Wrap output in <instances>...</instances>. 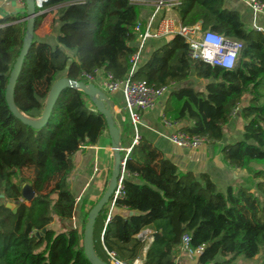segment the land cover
I'll return each mask as SVG.
<instances>
[{
	"label": "trees",
	"instance_id": "trees-1",
	"mask_svg": "<svg viewBox=\"0 0 264 264\" xmlns=\"http://www.w3.org/2000/svg\"><path fill=\"white\" fill-rule=\"evenodd\" d=\"M48 9L36 17L35 33L52 14L57 42L34 34L15 89L17 107L34 119L42 116L63 73L82 81L85 73L101 69L126 80L138 49L135 27L143 20L142 5L133 0H52ZM176 10L183 26L201 23L204 30L242 41L237 65L225 69L193 60L185 39L175 35L150 56L143 53L131 79L156 86L175 83L165 115L210 143L224 139L225 127L238 111L245 121L242 139L225 144L221 153L229 166L246 175L236 187L221 191L207 173L180 169L141 137L127 160L124 193L114 207L138 214L123 217L113 211L105 225L110 201L95 223L96 255L108 264L105 248L128 263L143 258L147 244L138 235L153 228L160 237L149 245L145 264H177L186 235L193 249L205 245L197 264H237L262 249L264 264V30L248 26L238 10L226 7V0H181ZM25 17H0V264H92L83 236L97 203L86 213L82 230L59 223L54 228L53 221L73 219L76 198L67 187L72 156L96 145L108 125L92 101L74 88L61 93L41 129L13 115L6 90L23 47ZM193 77L207 81L204 91L186 84ZM245 97L248 103L241 107ZM14 177L33 186L31 202L23 200V184ZM8 202L16 204V213L6 207Z\"/></svg>",
	"mask_w": 264,
	"mask_h": 264
},
{
	"label": "crops",
	"instance_id": "crops-1",
	"mask_svg": "<svg viewBox=\"0 0 264 264\" xmlns=\"http://www.w3.org/2000/svg\"><path fill=\"white\" fill-rule=\"evenodd\" d=\"M140 5H142V22L147 23L154 11L152 0H140ZM226 7L238 10L242 20L248 26L253 28L256 26L264 30V15L255 13L247 3L241 0H226ZM48 10L50 11V9ZM26 11V3L22 4L17 0H9L7 2L0 0V17L17 13L24 14ZM165 13V10L160 13L157 23L162 19ZM168 15L175 17L176 20L181 23L176 9L168 12ZM52 22L53 16L49 14L35 33L39 40H45L52 44L57 42V28L52 27ZM170 39L171 38L149 41L144 52L145 56H150L155 49ZM70 55L73 56L72 53H70ZM103 72H100L97 76V86H100L102 83L104 77ZM63 77H67L66 73L61 75V78ZM188 83L189 81L186 82L187 85ZM195 83L200 87L199 90L204 91L207 81L195 77ZM85 97L87 101H90V98L87 96ZM167 98L168 95L165 96L155 108L144 112L143 122L140 127V136L152 142L166 158L170 159L180 169L184 171H193L196 174L207 173L221 191H226L230 186L236 187L239 185L246 174L240 169L229 166L223 160V155L221 153V148L225 144L242 139L245 121L240 118L238 111L233 116L230 124L225 127L224 139L221 142H209L199 149L179 148L172 144L167 138V135L172 133L174 129L166 128L162 122ZM248 100L249 98L245 97L241 107L247 105ZM107 104L112 111L116 126L121 130L123 149L130 148L134 139V131L131 128L128 113L125 110L122 92L107 95ZM180 123L181 128L186 124L183 122ZM72 161L74 163V169L68 176L67 187L76 198V210L73 219L70 220L69 223H63L66 225L59 224L63 227H73L82 230L86 213L91 209L93 203H97L102 198L108 188L112 175L114 153L112 138L108 129L103 132L96 145L80 149L76 152L72 156ZM113 211H117L123 217L127 215L130 216V211L126 209L116 210L114 208L112 212ZM136 214L138 213L133 212V215ZM57 220V218H54L53 224ZM147 230L154 234L156 233V230L153 228ZM146 251L144 252V259ZM197 259L198 256H189L183 251L177 264H197Z\"/></svg>",
	"mask_w": 264,
	"mask_h": 264
},
{
	"label": "built area",
	"instance_id": "built-area-1",
	"mask_svg": "<svg viewBox=\"0 0 264 264\" xmlns=\"http://www.w3.org/2000/svg\"><path fill=\"white\" fill-rule=\"evenodd\" d=\"M7 2L9 0H2ZM18 2L25 4L26 0H17ZM36 1V8L39 11V15L48 11V5L52 0H35ZM247 3L252 10L257 14L264 15V0H241ZM135 3L140 4V0H133ZM181 4V0H153L152 5L154 7V11L150 16L147 23L139 22L135 27V32L137 34V51L131 58V70L129 77L126 80L120 81L116 80L111 73L103 72L101 69H96L93 73L88 74L85 73L83 80L86 84H95L97 81V76L100 72L104 73V77L102 79V83L100 86H97L101 89L106 95L115 94L118 92H122L124 97L125 103V110L128 113L130 124L134 131V139L132 146L127 149H123V159L121 162V175L118 181L117 190L111 200V210L107 216L105 221V225H107L111 220V213L115 207V203L118 198L122 197L124 193V186L123 181L125 175L127 174L126 170V163L128 160L129 153L131 152L132 148L139 143L141 138L140 136V127L143 122V114L144 112L151 110L156 107V105L168 95L170 89L175 86V83H171L170 85L166 86H156L151 85L146 80H132V76L135 73L136 67H138L142 54L145 52L147 44L151 40H160L166 38H172L175 35L182 36L188 44L189 47V56L193 60H200L206 64L204 60L199 58V52L197 49L192 47L193 44L198 45V47L209 48L210 45H206L203 43L204 38L206 35L211 32L217 35H222L220 33L211 31V30H204L201 23H197L193 26H183L182 23H179L175 17L168 15V12L175 10ZM166 11L165 15L162 19L157 23L159 15L162 11ZM254 29L262 31V28L254 26ZM225 47L220 50V52L216 55V60L219 61L222 59V55L227 53V50L230 48H234L236 45H239V54L243 48V42L226 37L225 41H223ZM196 53V57L194 58L193 54ZM237 61L234 67L237 65ZM211 65V64H209ZM211 66L223 67L220 63H216ZM233 67V68H234ZM232 68V69H233ZM227 69V68H225ZM236 114V113H235ZM163 125L166 128L174 129V131L167 135L169 141L179 148H189V149H199L204 144L209 143V140L205 137L191 135L188 132L184 131L180 127L179 121H173L165 114L162 116ZM104 234V231L102 235ZM154 233L146 230H143L139 233L138 237L143 241L146 242L145 251L154 241ZM191 238L189 235L184 236L183 238V251L189 256H199L202 255L205 251V245L200 246L196 249H193L190 246ZM108 261L110 264H145L144 258H138L134 262L128 263L121 259L117 253L109 251L105 248Z\"/></svg>",
	"mask_w": 264,
	"mask_h": 264
},
{
	"label": "water",
	"instance_id": "water-1",
	"mask_svg": "<svg viewBox=\"0 0 264 264\" xmlns=\"http://www.w3.org/2000/svg\"><path fill=\"white\" fill-rule=\"evenodd\" d=\"M26 5V17L23 21L27 22V31L24 38L22 50L20 52L19 57L17 58V61L14 65L13 71L9 79V83L6 90V101L11 112L17 119L22 121L25 125L30 126L34 129H41L48 123L54 106L57 100L59 99L61 93L66 89L74 88L82 91L88 98H90L97 111L105 117V120L108 125V131L112 138L114 165L106 192L89 213L88 222L84 230L83 246L85 254L92 264H108L102 261L96 255L94 248V227L102 209L110 203L118 187V181L121 175V162L123 159V138L121 130L116 126L112 111L108 107L107 95L95 84H86L84 81H73L68 77L60 78L53 84L47 99L45 109L40 118H31L19 110L15 102V89L23 67L24 60L28 55L31 45L33 43L36 17L40 14L39 11H37L35 0H26ZM138 68L139 67H136L135 72H137ZM128 157H131V152L129 153ZM21 194L23 200L27 202H31L36 197V193L30 183H25L22 185ZM6 207L10 210H13L14 213L17 212L15 203L8 202L6 204ZM132 215L133 212H130V216ZM43 232H46V230H44ZM159 237L160 234L155 233L154 241Z\"/></svg>",
	"mask_w": 264,
	"mask_h": 264
},
{
	"label": "clouds",
	"instance_id": "clouds-1",
	"mask_svg": "<svg viewBox=\"0 0 264 264\" xmlns=\"http://www.w3.org/2000/svg\"><path fill=\"white\" fill-rule=\"evenodd\" d=\"M226 37L224 35H217L209 32L204 38L203 43L206 45H210L211 47L200 48L198 45L193 44L192 47L197 49L199 52V58L207 62L208 64L214 65L216 63H220L223 67L227 69H232L237 61L238 53H239V45H236L234 48H230L227 50V53L222 55V59L217 61L216 55L220 52L221 49L225 47L223 41H225ZM194 58L196 57V53L193 54Z\"/></svg>",
	"mask_w": 264,
	"mask_h": 264
},
{
	"label": "rangeland",
	"instance_id": "rangeland-1",
	"mask_svg": "<svg viewBox=\"0 0 264 264\" xmlns=\"http://www.w3.org/2000/svg\"><path fill=\"white\" fill-rule=\"evenodd\" d=\"M188 85H190V86L196 88L197 90L200 89V87H198L197 84L195 83V77H193V78H191V79L189 80ZM28 173H29V172H26L25 177H27V175H29ZM13 180H14L15 182L19 183V184L30 183L26 178H22V179H21V178H19V177H14ZM54 197H55V196H53V198H54ZM58 223L63 224V223H67V221H66V220H62V219H58V220L54 223V228H55V227H56V228H60V225L58 226ZM63 225H66V224H63ZM61 226H62V225H61ZM61 230H62V229H59V231H61ZM262 252H263V249L261 250L260 254H258L255 258H252V259H246V258H244V257H241V258L238 260L237 264H262V260H261V259H262Z\"/></svg>",
	"mask_w": 264,
	"mask_h": 264
}]
</instances>
